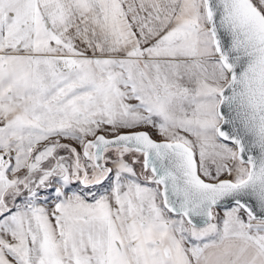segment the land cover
I'll use <instances>...</instances> for the list:
<instances>
[{"label":"rangeland","instance_id":"374dc122","mask_svg":"<svg viewBox=\"0 0 264 264\" xmlns=\"http://www.w3.org/2000/svg\"><path fill=\"white\" fill-rule=\"evenodd\" d=\"M247 1L253 16L264 22V0ZM183 2L190 3L189 19L203 24L202 0ZM3 47L12 46L4 42ZM39 50L31 55L0 54V167L9 184L3 202L0 198V215L14 205L33 206L57 197L52 212L74 215L91 208L77 204L73 193L91 198L125 177L151 182L148 166L152 153L120 144L105 146L107 139L115 138L117 143L134 144L136 137L124 135L131 131L142 130L150 139H164L188 149L194 173L204 180L226 177L239 181L246 176L247 163L215 132L223 77L212 79L205 94L195 93L191 74L179 71L170 75L157 58L161 54L153 59L145 54L97 58L70 53L58 44ZM213 56L217 59L215 53ZM103 144L99 155L97 148ZM121 197L115 199L117 211L125 208ZM216 207H211L210 219L203 225L180 221L189 255L214 235L219 218ZM39 216L31 215L28 220L26 215L22 236L19 238L16 228L15 238L49 241V234H44L48 225ZM60 226V219L53 217L52 243L60 240Z\"/></svg>","mask_w":264,"mask_h":264},{"label":"crops","instance_id":"0c3cea01","mask_svg":"<svg viewBox=\"0 0 264 264\" xmlns=\"http://www.w3.org/2000/svg\"><path fill=\"white\" fill-rule=\"evenodd\" d=\"M188 4L183 0H0V45L12 46L0 48V54L31 55L53 44L97 58L145 54L153 59L157 53L170 75L191 74L194 92L205 94L212 79L223 77L226 82L228 75L213 56L206 20L199 26L189 19ZM0 175L3 202L9 184L3 171ZM159 189L156 181L125 177L91 198L73 193L77 204L90 205L87 212L53 213L58 197L2 210L0 264H264V221L251 220L236 204L215 208L219 218L214 235L189 255L181 234L180 221L185 219L164 207ZM116 197L124 201L123 211L116 210ZM26 215L28 220L40 215L48 223L44 234H49V241L19 239ZM53 217L61 221L60 240L55 243L50 236Z\"/></svg>","mask_w":264,"mask_h":264},{"label":"water","instance_id":"95a60500","mask_svg":"<svg viewBox=\"0 0 264 264\" xmlns=\"http://www.w3.org/2000/svg\"><path fill=\"white\" fill-rule=\"evenodd\" d=\"M202 3L214 51L228 75L220 89L215 132L247 163L246 176L239 181L204 180L194 173L188 149L150 139L142 130L124 134L136 137L134 144L117 143L115 138L107 139L105 146L120 144L152 153L148 168L164 207L193 226L209 221L213 205L236 204L251 218L264 219V22L253 16L247 0ZM103 146L97 148L99 155Z\"/></svg>","mask_w":264,"mask_h":264},{"label":"bare ground","instance_id":"6f19581e","mask_svg":"<svg viewBox=\"0 0 264 264\" xmlns=\"http://www.w3.org/2000/svg\"><path fill=\"white\" fill-rule=\"evenodd\" d=\"M153 160L154 161H159L157 156H155V158Z\"/></svg>","mask_w":264,"mask_h":264}]
</instances>
